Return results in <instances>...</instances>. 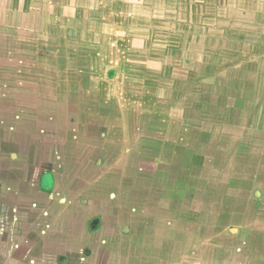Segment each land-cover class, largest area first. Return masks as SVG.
I'll use <instances>...</instances> for the list:
<instances>
[{
  "label": "rangeland",
  "instance_id": "rangeland-1",
  "mask_svg": "<svg viewBox=\"0 0 264 264\" xmlns=\"http://www.w3.org/2000/svg\"><path fill=\"white\" fill-rule=\"evenodd\" d=\"M263 1L55 0L44 8L50 34L35 42L38 65L22 71L39 96L19 95L26 87L0 94L16 105L2 110L0 129L23 179L37 175L40 157L63 158L54 198L69 196L58 206L68 226L83 225L91 254L96 245L119 264H178L180 255L183 264H234L242 248L238 258L264 264ZM89 211L100 217L96 232L83 223ZM146 225L143 242L128 239Z\"/></svg>",
  "mask_w": 264,
  "mask_h": 264
},
{
  "label": "crops",
  "instance_id": "crops-1",
  "mask_svg": "<svg viewBox=\"0 0 264 264\" xmlns=\"http://www.w3.org/2000/svg\"><path fill=\"white\" fill-rule=\"evenodd\" d=\"M54 3L55 0H0V53L3 54L2 59H0L3 61H0V64H6V67L9 66V68L5 67V72L3 75L11 76L10 78L5 76L4 79L6 80H2V82L0 79V94L6 95L17 90L20 87H26L25 91L23 90V88L21 89L22 92H19V95H31L35 98L39 96V94H37L36 87L33 88V86L36 85V82H33V79L22 81L24 78V76L22 77V71L27 70L28 73H30L31 68H33L35 65H38V47L37 43L35 42L36 40L42 39L43 37H48L50 34L49 29L48 27L46 28L45 23H48L51 16L47 14L46 18H44L45 15L42 14V12L44 8L48 11L49 6L54 5ZM261 4L264 6V1ZM262 13L264 15L263 8ZM258 19L259 21L261 20L259 17ZM258 41V52L264 51V24H258ZM35 50L36 62H34L33 59V53ZM13 72H19V74H14ZM5 102L6 101L4 99V96L2 95V97H0V128L4 127V123L2 120L4 118V112L2 110H11V108H14L16 106L13 103L7 104ZM8 134L10 133L6 130L0 129V183H2V186L0 188V203L1 201H3V197H5L6 195L9 196L12 192L16 191L13 190V187L14 182H16L15 176L17 177V174L11 168V159L18 158V154L13 150H10L13 148H6V142L11 141L8 138ZM40 160V163L35 166V162V164L32 165L31 168L36 172L37 175H41V173L46 172V170L48 169L53 172L55 178L57 177V175H59V168H61V164L64 163L62 157L56 156V153H54V156L40 157ZM56 165L58 166L57 168H55ZM54 168L56 170H54ZM10 190L12 192H9ZM54 193L55 191H53L50 197H46L42 192L38 191L39 200H44L46 202V206L43 208L37 206L34 214L37 217L36 219L38 220V223L27 226V229H31V233L34 235V237H38L36 243L37 245L35 248L38 255L36 254L35 264H42L44 260H46L44 257L46 254H49L47 255V257H53V264H58L56 263L57 256L74 252V249L78 248L79 246L78 244L75 247L74 244L71 243H74L76 238L74 236V233L72 235V229L70 228V226L64 223L65 218L63 207L58 206V203H56V201L54 200ZM94 207L95 204L92 206L91 211ZM3 211L4 210L0 207V239L4 236L1 229V226L3 224ZM91 211H89V213L85 215L83 223L91 219V217L93 216L91 214ZM52 219L54 220V224H48V221H52ZM42 222H45L46 224L44 225ZM148 225L142 226V233L138 232V235L131 236L128 239H137L135 241L140 243L143 242V240L140 239L144 237V230ZM113 226L116 228V231L114 233V235H116L118 227L115 224ZM128 229L129 227H127V230ZM138 230L139 228L137 227V231ZM65 232L66 235H64ZM47 233L49 235L51 233L54 234L55 238L53 240H48L46 238L48 237ZM20 237H24V232L20 234ZM116 238L118 241V237ZM95 239L96 241L99 240L100 234L98 236H95ZM105 240L107 241L108 239L106 238ZM2 247L5 246L0 245V252L3 254L8 253V249ZM16 247L17 246L15 244L14 248ZM97 249L101 251L103 250L101 246ZM239 249H241L242 252H245V250H243L242 248ZM239 249H237L238 252L236 250L233 255L235 258L234 264L252 263L251 261H247L245 258L242 259L243 256L239 258L237 257V255H241V250L239 251ZM139 254L140 253L132 251L129 257H133L135 260H137L138 263H140L141 259ZM6 258V256L1 255L0 264H2V261ZM105 258H108L107 264H119L118 260L112 256ZM178 262V264H183L181 261V255L178 258ZM255 262L257 264L258 260H255ZM195 264L200 263L197 262Z\"/></svg>",
  "mask_w": 264,
  "mask_h": 264
},
{
  "label": "flooded vegetation",
  "instance_id": "flooded-vegetation-1",
  "mask_svg": "<svg viewBox=\"0 0 264 264\" xmlns=\"http://www.w3.org/2000/svg\"><path fill=\"white\" fill-rule=\"evenodd\" d=\"M45 174H48L52 177L53 185L49 188L44 186L43 177ZM27 178L21 177L22 175L17 177L15 176L16 182H14L13 190L11 195L3 197V201L0 203V207L4 210L2 213L3 217V224L1 226L2 232L4 236L0 239V245H4L8 249V253L3 254L0 252V256H6L7 258L2 261V264H35V257H36V243L38 237H34L31 233V229L27 226L33 225L34 223H38L37 217L35 216L34 212L37 206L45 207L46 202L44 200H39L38 191L42 192L46 197H50L53 193V187L55 185V177L51 170H46V172L41 173V175H33V173L29 174V172L25 173ZM29 175V176H28ZM28 178L31 180L28 182ZM33 178V179H32ZM26 180V181H25ZM2 183H0V188ZM14 194V195H13ZM54 194H58L56 191ZM61 195V194H60ZM62 196L55 198L54 200L56 203H66L68 201V197ZM66 199V200H65ZM84 201V200H83ZM82 202V201H81ZM89 229L91 231L96 232L100 229L101 220L100 217L95 216L91 220H89ZM44 225L45 222H42ZM65 223V221H64ZM48 224L53 225L51 221H48ZM47 224V225H48ZM72 229V235L77 240L79 244L78 248H76L78 252V257L75 256L76 252L65 253L64 255H59L56 257V263L58 264H86V260L88 258H95V254H97L96 264H107V259L104 258L105 254L103 250H99L96 248L94 249V253H90V249L87 247V244L90 243L86 237L84 232L83 225L82 228L74 227L73 225H69ZM110 227L107 228L105 234H108L106 238L110 237L111 235V224ZM80 231H83L84 236L79 237ZM24 232V237H20V234ZM46 237L48 240H53L55 238L54 234H48ZM94 241L96 239L94 238ZM103 241V238L101 242ZM74 244L73 242H71ZM106 243V242H104ZM16 244V248H14ZM35 247H34V246ZM81 245V246H80ZM34 247V249H33ZM97 249V253L96 252ZM38 255V254H37ZM46 254L44 257L46 260L42 264H53V257H47ZM108 257V256H105ZM78 259V260H76Z\"/></svg>",
  "mask_w": 264,
  "mask_h": 264
}]
</instances>
